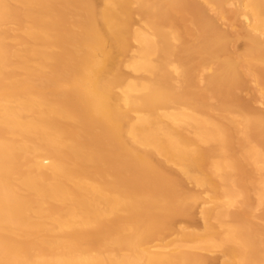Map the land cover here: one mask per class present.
<instances>
[{"label": "bare ground", "instance_id": "obj_1", "mask_svg": "<svg viewBox=\"0 0 264 264\" xmlns=\"http://www.w3.org/2000/svg\"><path fill=\"white\" fill-rule=\"evenodd\" d=\"M248 77L264 0H0V264H264Z\"/></svg>", "mask_w": 264, "mask_h": 264}, {"label": "rangeland", "instance_id": "obj_2", "mask_svg": "<svg viewBox=\"0 0 264 264\" xmlns=\"http://www.w3.org/2000/svg\"><path fill=\"white\" fill-rule=\"evenodd\" d=\"M233 6L234 5L229 3L225 7V9L229 10L230 8H233ZM209 15H212L216 18L217 23L221 29L227 30L230 34H232L233 40H234V45L231 48V50L234 53L242 52L244 49V46H245V39L243 37L237 35V33H236L239 31L240 26H238V24H231L230 21H228V19L222 17L221 15H218L215 11H210ZM240 19H241V21L245 20L243 18H240ZM5 27L6 28H13L14 30L17 29V26L14 24H9V25H6ZM247 80H248V83L246 84V86L240 90L241 98L243 100L249 102V104H252L255 107L264 109V103L260 100L261 98L259 96V93L255 89V83L253 82L251 77H248ZM258 212H261V211H258ZM198 214H199V212L196 214V223L200 222V216ZM186 223L187 222L185 220H183L181 224H186ZM220 254H221L220 251H217V252L213 253L212 255L217 257Z\"/></svg>", "mask_w": 264, "mask_h": 264}]
</instances>
